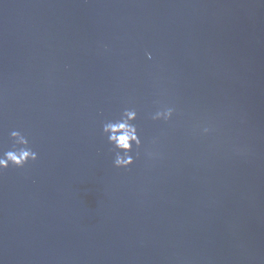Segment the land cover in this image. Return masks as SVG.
Wrapping results in <instances>:
<instances>
[{
	"label": "water",
	"instance_id": "water-1",
	"mask_svg": "<svg viewBox=\"0 0 264 264\" xmlns=\"http://www.w3.org/2000/svg\"><path fill=\"white\" fill-rule=\"evenodd\" d=\"M12 130L39 158L0 174V264H264V0H0Z\"/></svg>",
	"mask_w": 264,
	"mask_h": 264
},
{
	"label": "clouds",
	"instance_id": "clouds-1",
	"mask_svg": "<svg viewBox=\"0 0 264 264\" xmlns=\"http://www.w3.org/2000/svg\"><path fill=\"white\" fill-rule=\"evenodd\" d=\"M107 51V49H105ZM151 59V55L148 56ZM173 106L161 105L150 114V119L155 122L169 123L175 115ZM138 111L135 107H125L114 119L102 123V135L111 146L114 153L113 166L117 169H129L135 159L139 157L144 144L140 129L137 125ZM212 129L205 126L201 133L207 135ZM10 145L0 146V174L10 168L24 169L30 163L38 160V153L30 145L29 139L19 130H12L9 134ZM155 141H153V144ZM149 158L155 153L146 151Z\"/></svg>",
	"mask_w": 264,
	"mask_h": 264
}]
</instances>
